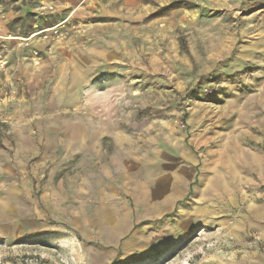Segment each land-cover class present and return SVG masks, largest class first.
I'll return each instance as SVG.
<instances>
[{"label":"rangeland","instance_id":"1","mask_svg":"<svg viewBox=\"0 0 264 264\" xmlns=\"http://www.w3.org/2000/svg\"><path fill=\"white\" fill-rule=\"evenodd\" d=\"M44 3L0 0V32L67 30L36 36L38 68L13 41L0 72V264H264V181L220 205L197 192L215 147L264 156V0ZM174 164L193 171L176 210L121 218L132 179Z\"/></svg>","mask_w":264,"mask_h":264},{"label":"crops","instance_id":"2","mask_svg":"<svg viewBox=\"0 0 264 264\" xmlns=\"http://www.w3.org/2000/svg\"><path fill=\"white\" fill-rule=\"evenodd\" d=\"M45 0H39V3ZM1 34H7L9 30L4 25ZM153 153V152H152ZM147 154H150L148 152ZM214 157L213 165L210 167L212 176L204 177L203 185L205 189H197L198 193L209 195L220 204L228 203L234 196H242L241 189L244 184L254 186V181L249 177L256 175L257 181H264V156L261 152L241 145L239 142L230 145L225 144L224 147L218 146L209 152ZM186 163H190L188 160ZM150 168L153 163H149ZM170 170L153 173L149 170L148 175L133 178L132 197L134 207L129 211H125L124 215L120 210L114 211L112 207L113 197L110 196V208H106L105 212L109 214L110 224L118 220L121 215L125 218H131L135 223L138 221H154L167 214H171L176 210V206L186 197L187 191L193 180L192 166L189 167L174 164ZM152 169V168H151ZM217 205V206H218ZM130 213V214H129ZM259 219L261 217V207L250 210L246 215ZM126 218L124 220H126ZM138 220V221H136ZM257 222H255L256 225ZM233 254L225 253V264H250L248 259L234 258ZM264 257L263 255H260ZM262 257V258H263Z\"/></svg>","mask_w":264,"mask_h":264},{"label":"built area","instance_id":"3","mask_svg":"<svg viewBox=\"0 0 264 264\" xmlns=\"http://www.w3.org/2000/svg\"><path fill=\"white\" fill-rule=\"evenodd\" d=\"M38 8L40 10H54V5L52 3L46 4L41 2ZM38 25H34V28H38ZM65 21L59 22L52 27L49 28H41L35 29L30 32L28 35H20L17 33L8 32L7 34L0 33V72L6 71V69L10 66V57L12 51L15 48L11 46V43L15 41L19 46L17 57L18 60H21L24 64H28L32 68H38L42 62V54H40L41 50L38 49L35 45H32L34 41H36V36H38V40L40 39H62L66 35L67 30H63L65 27ZM25 51L24 54H22ZM46 52L48 50L46 49Z\"/></svg>","mask_w":264,"mask_h":264},{"label":"trees","instance_id":"4","mask_svg":"<svg viewBox=\"0 0 264 264\" xmlns=\"http://www.w3.org/2000/svg\"><path fill=\"white\" fill-rule=\"evenodd\" d=\"M25 1H28V0H25ZM187 5L189 7H195L196 6L194 3H191V2L187 3ZM178 40L180 42L181 49H183V51H185V52H188V47H187V43H186V39H185L184 35H179ZM206 78H207V80L210 81L213 77H212V75H208ZM140 113L149 115V114H151V110H150V108H147V109L141 110Z\"/></svg>","mask_w":264,"mask_h":264}]
</instances>
